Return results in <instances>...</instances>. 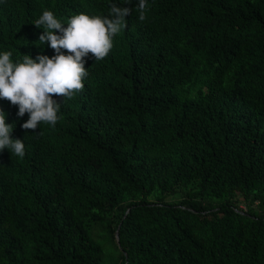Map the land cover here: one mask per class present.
Returning a JSON list of instances; mask_svg holds the SVG:
<instances>
[{
    "label": "trees",
    "instance_id": "trees-1",
    "mask_svg": "<svg viewBox=\"0 0 264 264\" xmlns=\"http://www.w3.org/2000/svg\"><path fill=\"white\" fill-rule=\"evenodd\" d=\"M113 3L127 26L54 127L0 99L25 145L0 151V264H264V0H147L144 21L0 0V52L51 58L43 11Z\"/></svg>",
    "mask_w": 264,
    "mask_h": 264
},
{
    "label": "clouds",
    "instance_id": "clouds-1",
    "mask_svg": "<svg viewBox=\"0 0 264 264\" xmlns=\"http://www.w3.org/2000/svg\"><path fill=\"white\" fill-rule=\"evenodd\" d=\"M130 3L131 0H125V4ZM135 7L138 19L144 21L147 0H138ZM132 11L113 3L106 16L79 13L70 17L64 27L52 11L45 10L33 25L43 29L40 44L47 42L55 55L51 58L38 55L32 59L25 54L22 62H13L11 51L0 52V99L17 106L18 117L28 114L27 121L21 125L23 129L35 131L40 123L56 125L63 100L83 91V80L88 76L85 58L91 53L96 61L105 59L113 48V38L127 26L125 17ZM53 97L62 99L58 103ZM13 128L14 124L6 123V113L0 109V151L7 149L23 158L25 145L21 139L11 138Z\"/></svg>",
    "mask_w": 264,
    "mask_h": 264
},
{
    "label": "water",
    "instance_id": "water-1",
    "mask_svg": "<svg viewBox=\"0 0 264 264\" xmlns=\"http://www.w3.org/2000/svg\"><path fill=\"white\" fill-rule=\"evenodd\" d=\"M114 239H115V241L117 242V229H116L115 232H114Z\"/></svg>",
    "mask_w": 264,
    "mask_h": 264
},
{
    "label": "rangeland",
    "instance_id": "rangeland-1",
    "mask_svg": "<svg viewBox=\"0 0 264 264\" xmlns=\"http://www.w3.org/2000/svg\"><path fill=\"white\" fill-rule=\"evenodd\" d=\"M240 207H242V208H243V205L241 204V205H240Z\"/></svg>",
    "mask_w": 264,
    "mask_h": 264
}]
</instances>
